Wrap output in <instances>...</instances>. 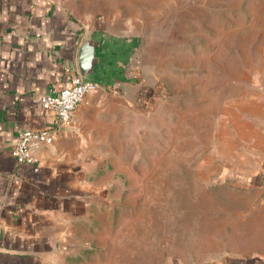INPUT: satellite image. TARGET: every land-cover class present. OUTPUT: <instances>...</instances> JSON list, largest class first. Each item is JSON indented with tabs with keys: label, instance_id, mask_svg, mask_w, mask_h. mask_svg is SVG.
<instances>
[{
	"label": "rangeland",
	"instance_id": "obj_1",
	"mask_svg": "<svg viewBox=\"0 0 264 264\" xmlns=\"http://www.w3.org/2000/svg\"><path fill=\"white\" fill-rule=\"evenodd\" d=\"M93 1L134 55L125 95L102 85L92 98L117 108L110 141L94 143L106 202L68 263L209 264L243 254L253 240L244 204L260 192L203 156L225 102L264 79V0Z\"/></svg>",
	"mask_w": 264,
	"mask_h": 264
},
{
	"label": "crops",
	"instance_id": "obj_2",
	"mask_svg": "<svg viewBox=\"0 0 264 264\" xmlns=\"http://www.w3.org/2000/svg\"><path fill=\"white\" fill-rule=\"evenodd\" d=\"M98 6L93 0H0V264H69L71 243L96 217L94 208L106 202V184L94 179L93 159L100 157L94 143L110 141L117 108L109 113L92 101L98 89L87 92L61 126L39 104L41 93L68 84L75 74V52L85 31L104 33L121 47L123 61L100 86L125 95L121 82L130 81L126 65L134 53ZM260 82L225 102L215 143L203 156L216 171L246 179L260 192L244 204L252 222L246 235L253 240L243 254L209 264H264V79ZM51 127L56 133L50 142L30 144L36 171L14 161L10 146L19 131Z\"/></svg>",
	"mask_w": 264,
	"mask_h": 264
},
{
	"label": "built area",
	"instance_id": "obj_3",
	"mask_svg": "<svg viewBox=\"0 0 264 264\" xmlns=\"http://www.w3.org/2000/svg\"><path fill=\"white\" fill-rule=\"evenodd\" d=\"M100 82L93 79H81L75 73L68 84L49 92L41 93L39 104L42 108L53 113L56 125L67 124L72 111L87 92H94ZM56 133V127L44 130L29 128L18 132L10 146V154L14 161L20 164H29L33 171L38 168L37 159L30 151V144L34 142H50Z\"/></svg>",
	"mask_w": 264,
	"mask_h": 264
},
{
	"label": "water",
	"instance_id": "obj_4",
	"mask_svg": "<svg viewBox=\"0 0 264 264\" xmlns=\"http://www.w3.org/2000/svg\"><path fill=\"white\" fill-rule=\"evenodd\" d=\"M123 58L121 47L106 34L85 31L75 52V73L81 79L102 81L112 74Z\"/></svg>",
	"mask_w": 264,
	"mask_h": 264
},
{
	"label": "trees",
	"instance_id": "obj_5",
	"mask_svg": "<svg viewBox=\"0 0 264 264\" xmlns=\"http://www.w3.org/2000/svg\"><path fill=\"white\" fill-rule=\"evenodd\" d=\"M97 81H98V80H97ZM98 82H100V84H101L102 81H98Z\"/></svg>",
	"mask_w": 264,
	"mask_h": 264
}]
</instances>
